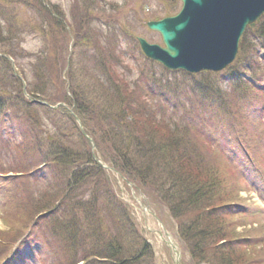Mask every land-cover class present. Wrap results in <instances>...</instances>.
<instances>
[{
    "label": "trees",
    "instance_id": "trees-1",
    "mask_svg": "<svg viewBox=\"0 0 264 264\" xmlns=\"http://www.w3.org/2000/svg\"><path fill=\"white\" fill-rule=\"evenodd\" d=\"M2 2L9 7L15 3L38 10L40 18L32 21L31 25L42 35L45 46L40 52L32 55L28 69L20 68L27 80L28 91L50 103L64 101L70 106L74 105V111L81 118L84 127L99 140L98 149L104 157L158 196L162 194L171 213L182 225L183 238L191 250L193 259L197 263L204 261L208 264H245L246 261L247 264H264V244L255 248L245 247L248 239H242V236L248 235L249 231L246 228L237 229L245 223L235 206L241 201L239 190L244 175L235 166L229 167V158L216 153V146L220 141L234 134H242L245 121L240 114L242 109L249 108V101L240 93L236 100L232 101L236 109L234 123H214L207 131L201 123L204 120L201 117L205 113H199L201 105L196 104L198 100L195 95L199 96L201 103L208 106L212 96L222 93V90L214 85L213 79L208 81L209 77L188 78L189 83L184 84L183 93L180 86L176 89L177 97L184 96V99H178L179 103L173 107L165 104L169 100L162 95L158 96L145 76L132 83L128 81L116 67V62H120L122 57L117 55L118 46L114 39L104 34V29L98 28L92 20H87L92 17L99 20L102 16L101 7L96 9V6L101 5L100 0H74L72 4V10L81 13L75 26L76 33L82 34L93 50L88 57L89 64L85 71L98 80L93 85L80 81L75 78L79 67L71 68L67 73L71 91V95H68L67 82L61 78L62 68L58 64L60 59L65 58L68 45V30L63 19V10L59 5L47 2L48 7L46 0H1L0 3ZM176 3L177 0L168 1L167 10H175ZM46 21L49 24L54 22L55 28H47ZM10 28L11 36L4 37L0 25V48H6V53L23 59V54L21 55L18 49L15 50L16 46L4 44L5 39L12 41L19 34L12 26ZM261 28L264 33V21ZM241 46L244 53L252 54L249 63L256 69L260 55L254 52L247 42ZM78 59L79 57L72 60V65H75ZM241 64L242 60L239 59L232 67L233 71L227 74L226 80L230 82L233 93L255 87L246 85L241 80L242 69L248 71L249 68ZM7 71H10V64L0 58V116L4 117L5 124H10L16 132L18 123L22 120L15 112L19 110V105L28 122L32 124V129L30 134L29 130L23 132L20 128L19 140L10 137L9 133L5 136L0 130V152L3 151L5 143L12 153H17L14 168L23 173L37 166V159L42 157L43 150L45 153L54 151L55 154L42 160L52 169H56L58 164V177L52 176L49 183L44 185V193L41 196H34L35 191L26 194L32 198L28 209L30 219L36 213L50 210L62 190L72 187L69 194H73L74 189L90 188L96 182V171L100 168L93 162L90 153L83 154L72 150L75 143L71 136L62 135L65 132L59 120L62 117L60 112L64 114L65 111L63 107L58 111L48 109L54 130L49 134V138L57 146L54 148L50 144L45 147L37 129L42 118L36 108L38 106L23 98L22 85L13 75L7 74ZM192 82L193 85L190 84ZM96 85H99V90ZM249 92L256 98L252 91ZM223 99L229 102L226 97ZM211 106L212 104L208 108ZM171 107L173 111L169 109ZM65 117L72 120L74 129H78L71 115ZM8 129L6 126L5 130ZM260 140L264 141L263 133ZM34 144L39 150L33 149ZM58 148L59 155L56 154ZM66 156L69 158L65 159ZM79 160H84L90 165H83L74 172V163H79ZM18 179L22 183L28 180L25 176ZM75 196L74 194L72 198ZM66 198L69 199V196ZM116 200L114 198L111 203L106 202L110 208L108 212L112 223L111 227L108 226L110 229L107 235L103 237L105 232L100 231V226L97 225V228H92L88 233L82 232L78 242H75L78 232L72 227L75 214L68 207L69 202L63 204V207H68L64 209V217L58 222H53L49 229L51 237L58 235L57 233L65 234L67 249L62 250L65 256L61 257L60 254L59 264L64 261L65 264H76L80 259H85V264H144L143 257L147 250L140 251L145 244L139 237L136 222L127 208ZM103 203L105 205V202ZM90 212L93 215V212ZM6 235L10 236L12 233ZM12 239L13 237H10V240ZM9 247L10 243H0V251H6Z\"/></svg>",
    "mask_w": 264,
    "mask_h": 264
},
{
    "label": "water",
    "instance_id": "water-1",
    "mask_svg": "<svg viewBox=\"0 0 264 264\" xmlns=\"http://www.w3.org/2000/svg\"><path fill=\"white\" fill-rule=\"evenodd\" d=\"M264 11V0H183L179 14L149 26L166 47L139 38L145 53L172 68L219 70L236 56L246 25Z\"/></svg>",
    "mask_w": 264,
    "mask_h": 264
},
{
    "label": "rangeland",
    "instance_id": "rangeland-1",
    "mask_svg": "<svg viewBox=\"0 0 264 264\" xmlns=\"http://www.w3.org/2000/svg\"><path fill=\"white\" fill-rule=\"evenodd\" d=\"M51 1L52 2H58V3L62 4L66 10H69L68 5L69 4L71 5V2H72V0H51ZM107 1H115V2L119 3L118 9H116L114 11L108 10V12L104 13V16L107 14H110L112 12L114 13V15H117L115 19H117V17H119V20L122 21V23H126L125 24L126 27L124 26L125 28L122 31H125L126 28L130 30L131 23L134 21V18L137 17V15H138V17H140V19H143L145 21L148 17H150L151 14H154L156 11H158V12L155 14L162 12L164 9L163 6L166 4L165 0H163V1H161V0H107ZM29 14H30V12L22 11V16H24V17L27 16L26 18H28ZM70 22H72V21H70ZM140 22H141V20H140ZM132 25L134 27H136V30L131 29L130 30L131 32H136V34L144 36L145 38H147L151 42L161 43L160 35L157 32L149 30L145 24L144 25H137L136 23L133 22ZM119 29H120V27H119ZM25 30H27V27H25ZM19 36L21 38H18L16 40L17 41L16 48H15L16 51L18 48H21L22 51H24V53L31 54L34 51L41 49V47H39L40 46L39 39L33 33L22 32L21 35L19 34ZM122 43L125 47H127V44H126L127 42H125V40H123ZM60 60H59L58 64H59V66L60 65L62 66L64 63V58H62ZM8 62L10 63V65L12 67L15 65L14 62L11 60H8ZM130 65H131L130 67L132 68V73L130 74L131 77H137L139 74L138 69H136L135 64H133V65L130 64ZM118 68H120L121 75L124 74V76L128 80H132L129 76V70L127 69L125 64H120L118 66ZM155 69L159 72V74L161 72H163V71H161L159 66H155ZM166 74L169 76V78H171L173 76L172 74H169V73H166ZM76 76H77V77H75L76 79H80V81H83L85 83H90L91 85H93L96 82V80H98L97 78H95L93 76H86V73H84V75H83V73H81L80 71L76 72ZM86 77L89 79H86ZM3 79H4V77H3ZM164 81H166V79H164ZM96 86L98 87V90H99V85H96ZM43 115H44V112H43L42 116ZM46 117L47 116L44 115V117L42 119V123L44 124L45 129H46V125L51 127L49 125L50 120H48ZM82 147L86 148V145L84 144V145H82ZM118 185L121 188L123 199L132 206V210L134 211V213L133 212L132 213L135 214L136 218L138 219L140 226L150 229L151 232H149L147 234L145 233L147 235L146 237L148 238V240L151 242L154 239L156 240V242H154V245H155V250H156L157 263L158 264H170L171 260L166 261V260H168L169 251L164 248L163 243L160 244L161 241L158 237L159 235L156 233H153L151 230V229H154L156 227L158 228L156 219H154V217L148 211L143 209V207L141 205V203L145 205L146 204L145 202H149L148 199H142V197L140 195H138L141 199L139 198L140 201H137L136 199H133L134 198L133 194L136 193L135 190H133L132 188L130 189V187H129V189L124 187L122 181H119ZM13 198H14L13 196L9 195L0 204V230L5 229V225L3 223L5 221L6 223L14 225L12 235H17L20 232H22L23 230H25V226H26L28 219L26 217H24L21 213H18L17 206H16L17 204L13 200ZM149 208L152 212L156 213V215L158 217H160L161 221H163L165 223L166 228L169 231H171L174 234L175 238L177 239V236L175 234V229H174L175 224L171 220L170 215H169L166 207L162 206L161 203L159 202V200L158 201L153 200V202L151 203V206L149 205ZM33 246L34 245L32 244L30 247L25 246L22 248V250H21L22 257H20L21 263L22 264H44V263L45 264H51V260L49 258L47 259V257H43L47 254V251H44L42 256L38 255L36 253V251L32 249ZM28 253L29 254L32 253V255H33L31 260L28 259V258H30ZM27 255H28V257H27ZM245 264H247V261L245 262Z\"/></svg>",
    "mask_w": 264,
    "mask_h": 264
}]
</instances>
